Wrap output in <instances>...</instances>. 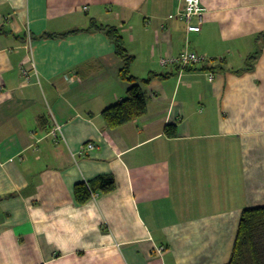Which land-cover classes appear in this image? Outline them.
Here are the masks:
<instances>
[{
    "label": "crops",
    "instance_id": "crops-1",
    "mask_svg": "<svg viewBox=\"0 0 264 264\" xmlns=\"http://www.w3.org/2000/svg\"><path fill=\"white\" fill-rule=\"evenodd\" d=\"M200 1L187 33L184 0H0V264L229 263L264 206V0ZM91 20L153 75L146 114L114 130L102 112L132 84ZM185 51L203 62L179 69ZM99 176L116 188L78 204Z\"/></svg>",
    "mask_w": 264,
    "mask_h": 264
},
{
    "label": "trees",
    "instance_id": "trees-1",
    "mask_svg": "<svg viewBox=\"0 0 264 264\" xmlns=\"http://www.w3.org/2000/svg\"><path fill=\"white\" fill-rule=\"evenodd\" d=\"M88 30L103 32L115 45L116 55L122 62L119 78L132 84L123 100L102 112L106 127L114 130L146 114L147 97L142 87L149 83L153 75L144 80H138L131 75L130 67L134 57L128 54L116 27L103 26L91 20ZM261 36L264 37V34L258 35ZM258 54L257 50L250 55L249 60H254ZM165 130L168 137L176 136L174 125L166 126ZM115 188V180L112 177L99 176L88 183H77L74 186V197L78 204H85L95 194H107ZM228 264H264V206L245 208L242 211Z\"/></svg>",
    "mask_w": 264,
    "mask_h": 264
},
{
    "label": "built area",
    "instance_id": "built-area-1",
    "mask_svg": "<svg viewBox=\"0 0 264 264\" xmlns=\"http://www.w3.org/2000/svg\"><path fill=\"white\" fill-rule=\"evenodd\" d=\"M203 13L204 8L201 5L200 0H184V7L178 13V18L184 22L185 29L187 33H199L201 30V25L203 23ZM193 19L197 20L196 24H193ZM172 62L176 63L181 70H186L187 68L200 64L203 62V57L192 51H185L177 58L170 59ZM160 62L164 64L166 60L161 59ZM27 76V72H23ZM28 78V77H27ZM213 75L208 74V80L211 82L213 80ZM60 131L59 125H56L55 128L51 131V136L56 137ZM86 149L92 151L94 145L92 143L87 144ZM162 251V249H160Z\"/></svg>",
    "mask_w": 264,
    "mask_h": 264
}]
</instances>
